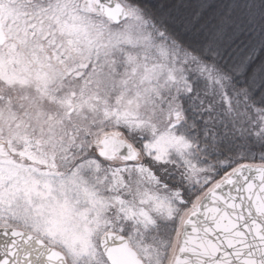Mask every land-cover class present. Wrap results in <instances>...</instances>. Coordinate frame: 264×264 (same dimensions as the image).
I'll return each instance as SVG.
<instances>
[{"label": "snow or ice", "instance_id": "snow-or-ice-1", "mask_svg": "<svg viewBox=\"0 0 264 264\" xmlns=\"http://www.w3.org/2000/svg\"><path fill=\"white\" fill-rule=\"evenodd\" d=\"M0 264H264V0H0Z\"/></svg>", "mask_w": 264, "mask_h": 264}]
</instances>
